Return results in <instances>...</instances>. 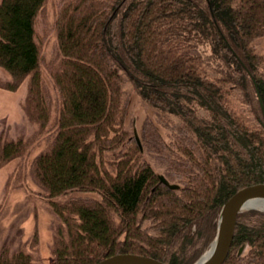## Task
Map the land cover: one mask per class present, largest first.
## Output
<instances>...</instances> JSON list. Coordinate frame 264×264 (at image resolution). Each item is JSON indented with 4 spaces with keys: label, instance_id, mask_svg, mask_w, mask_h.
<instances>
[{
    "label": "trees",
    "instance_id": "1",
    "mask_svg": "<svg viewBox=\"0 0 264 264\" xmlns=\"http://www.w3.org/2000/svg\"><path fill=\"white\" fill-rule=\"evenodd\" d=\"M47 2L0 0V68L10 76L0 87L26 81L20 106L33 124L28 135L0 132V168L48 136L29 173L57 218L51 259L41 262L35 219L27 242L0 244V264H92L120 252L191 264L213 241L224 201L264 182V51L254 44L264 36V0H54L57 47L44 60L36 23ZM128 79L173 118L163 134L146 117L141 149L125 127ZM23 178L17 162L0 216ZM222 264H264V210L237 214Z\"/></svg>",
    "mask_w": 264,
    "mask_h": 264
},
{
    "label": "rangeland",
    "instance_id": "2",
    "mask_svg": "<svg viewBox=\"0 0 264 264\" xmlns=\"http://www.w3.org/2000/svg\"><path fill=\"white\" fill-rule=\"evenodd\" d=\"M53 1L48 0L43 14L38 16L36 23V29L43 40L41 54L44 60L53 57L57 47ZM254 44L257 51L263 52L264 36L255 39ZM198 51L202 56V62L205 65L206 71L211 75H216L215 70L219 68L217 63L215 64L216 61L209 57L208 51L203 48L199 47ZM42 75L51 93L55 95V89L43 65ZM0 77L8 79L10 76L8 72L0 68ZM25 89L26 81H23L16 90H7L0 87V132L9 136H16L19 133L28 135L32 132L33 124L27 120L20 106ZM122 89L126 98L125 127L132 135L135 130L140 139L141 126L146 117L154 119L155 122L159 120V129L163 134L169 132L170 122L173 120L171 115L159 112L145 102L134 89L129 79L123 83ZM239 109L251 117L248 106L245 103H241ZM47 138L48 136L41 137L34 142L30 151L23 158L14 159L0 168V198L6 177L17 162H20L22 165L24 175L22 185L12 188L3 204L0 216V244L5 240H12V238L14 241L27 242L33 232L35 219H37L36 223L40 233L39 247L42 263H46L51 259L49 252L52 236L51 226L57 221V218L44 199L40 187L32 180L29 173V163L32 156L46 144ZM149 161L156 164L151 157H149ZM75 195L86 196L95 195V193L79 191ZM209 248L210 245L205 251Z\"/></svg>",
    "mask_w": 264,
    "mask_h": 264
},
{
    "label": "water",
    "instance_id": "3",
    "mask_svg": "<svg viewBox=\"0 0 264 264\" xmlns=\"http://www.w3.org/2000/svg\"><path fill=\"white\" fill-rule=\"evenodd\" d=\"M253 78V77H252ZM255 84V82H254ZM257 96L259 98L258 91ZM261 108L263 110L262 102L259 98ZM264 114V111H263ZM134 137L141 148V142L134 130ZM159 180L174 188L178 184L169 182L163 175L158 174ZM264 200V182H256L245 185L234 193H232L222 204L217 221L216 233L211 242L212 246L209 253L205 255V251L191 264H222L228 254L232 238L234 235L237 214L245 208H251L247 204L254 200ZM240 247L239 252L242 250ZM92 264H170L152 256L132 253L120 252L104 257Z\"/></svg>",
    "mask_w": 264,
    "mask_h": 264
},
{
    "label": "bare ground",
    "instance_id": "4",
    "mask_svg": "<svg viewBox=\"0 0 264 264\" xmlns=\"http://www.w3.org/2000/svg\"><path fill=\"white\" fill-rule=\"evenodd\" d=\"M141 148H142V146H141ZM247 205L249 207L253 206L252 208H259V209L264 210V200L263 199L262 200H254V201H251ZM211 248H212V246H210V248L207 250V252L205 253L204 256H206L209 253V251L211 250Z\"/></svg>",
    "mask_w": 264,
    "mask_h": 264
}]
</instances>
